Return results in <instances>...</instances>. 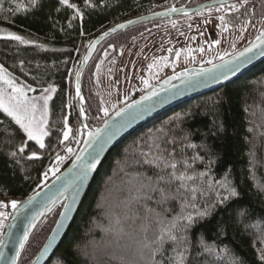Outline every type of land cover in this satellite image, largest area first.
Returning a JSON list of instances; mask_svg holds the SVG:
<instances>
[{"label": "trees", "instance_id": "1", "mask_svg": "<svg viewBox=\"0 0 264 264\" xmlns=\"http://www.w3.org/2000/svg\"><path fill=\"white\" fill-rule=\"evenodd\" d=\"M184 1L0 0V27L12 34L0 36V69L31 93L54 90L43 148L0 108L1 201L27 198L81 145L74 77L95 34ZM256 6L264 10V0ZM134 28L100 46L121 41ZM96 52L81 78L92 125L111 114L98 113L89 73ZM68 128L81 142L47 178L48 167L65 151ZM229 189L237 195L230 196ZM62 204L37 224L18 264L33 260ZM206 210L209 215H198ZM188 215L191 227L178 219ZM174 219L176 239H160ZM180 249L184 264H264V60L233 82L165 110L118 142L47 264H176Z\"/></svg>", "mask_w": 264, "mask_h": 264}, {"label": "water", "instance_id": "2", "mask_svg": "<svg viewBox=\"0 0 264 264\" xmlns=\"http://www.w3.org/2000/svg\"><path fill=\"white\" fill-rule=\"evenodd\" d=\"M234 1L238 0H208L192 7L171 6L114 23L95 34L85 50L74 77V97L79 102L83 131L81 145L68 164L50 181L18 202L17 207L12 210L0 235V241H2L0 243V254H2L0 264H12L13 259H15V264H18L21 253L37 224L56 206L63 203L50 233L29 263L47 264L67 234L104 159L116 144L133 130L165 110L229 84L263 61L264 36L262 33H264V27L253 40L230 56L209 65L179 70L125 102L99 125H92L86 114L81 78L98 47L111 36L127 29L156 20L196 13ZM246 49H251V51H245ZM229 69L232 71L230 72ZM225 75L227 79L223 78ZM96 152H99L96 167L89 172L87 179L82 181L80 177L83 167L91 162V156ZM65 205L69 206L67 210ZM65 212L66 215L62 216L61 213ZM25 232H27V239H24ZM22 240L23 246L21 247ZM46 246L47 251H45Z\"/></svg>", "mask_w": 264, "mask_h": 264}, {"label": "rangeland", "instance_id": "3", "mask_svg": "<svg viewBox=\"0 0 264 264\" xmlns=\"http://www.w3.org/2000/svg\"><path fill=\"white\" fill-rule=\"evenodd\" d=\"M206 1L208 0H194L192 5ZM260 1L238 0L188 15L148 22L133 27L134 32L123 36L119 42L100 46L89 69L97 94L98 113L108 115L123 102L135 94H141L163 78L185 68L212 64L247 45L264 27V10L261 6H256ZM11 35L0 27V36ZM0 76L3 77L0 79V99L4 104H15L10 97L19 95L14 94L12 87L6 82L11 81L16 88L23 90L29 115H33L30 105H36V123L39 124L41 118L46 120L43 125V131L46 132L53 88L48 87L35 94L15 83L2 69ZM44 97H50L47 111ZM66 131L68 138L65 144L68 143V147L62 146L61 150L65 151L48 167L47 178L57 173L81 142L80 134L73 137L69 128ZM69 144L72 146L69 147ZM12 201L14 200H0V213L3 214L0 215V235L14 209Z\"/></svg>", "mask_w": 264, "mask_h": 264}, {"label": "snow or ice", "instance_id": "4", "mask_svg": "<svg viewBox=\"0 0 264 264\" xmlns=\"http://www.w3.org/2000/svg\"><path fill=\"white\" fill-rule=\"evenodd\" d=\"M62 3L64 4H68V0H61ZM87 2V0H86ZM70 7H74V5H69ZM118 27H122V25H118ZM262 36H264V33H262ZM15 39L19 40L21 39L19 36L14 37ZM253 47H255V45H253ZM245 51H251V49H246ZM264 54V53H262ZM243 55V54H241ZM229 71L231 72L232 69H229ZM224 79H227V76L225 75L223 77ZM0 79H3L2 76H0ZM13 89V93H18L19 95H13L12 97H10V100H14L15 104L8 106L5 105L3 100L0 99V108H3V110L11 117H13V119L16 121L17 124L20 125V127L24 130L25 133H27L28 138L31 140H36L37 143H39L40 147L43 148L44 144H43V136L47 135L46 132L43 131V125L44 123H46V120H44L43 118H41L39 124L36 123L35 120V116L34 113L36 111V105L35 104H31L30 108H31V112L33 113V115H29V108H28V102L26 100V98L23 95V90L20 88H16L11 81H6ZM44 106H45V111H47V101L48 99H50V97H44ZM144 99H147V97H144ZM106 111V110H105ZM123 111V110H122ZM117 115H119V113H117ZM134 118V117H131ZM105 123L107 124V121H105ZM65 127H67V125H65ZM64 138L67 139L68 138V132L65 131L64 133ZM109 139H111V137H109ZM102 147V146H101ZM21 151H23V149H21ZM69 151H71V149H69ZM33 156H35V153L32 154ZM98 156H99V152H96L94 155L91 156V162L86 163L83 167V171L81 173V177L80 179L86 180L87 176L89 174V172L96 167V163L98 162ZM59 159V157H58ZM79 159V157H78ZM173 168L175 167V165L172 166ZM179 179H183L184 177L181 175V177H178ZM162 191V195H163V190ZM230 192V196H236L237 192L234 189H229ZM166 198V197H165ZM225 200L228 199V197L224 198ZM12 207L15 209L17 207V202L16 201H12ZM69 208L68 205H65V209L67 210ZM210 213L206 210L205 212L199 213L198 215L200 217H204L209 215ZM0 215H3L2 213H0ZM61 215H66L65 213H61ZM178 219L180 220H186L188 221V224L185 225V227H191L193 224V218L191 215L188 216H182L179 217ZM177 228V223L174 219V221L171 224V227H166L165 229L162 230V234L160 239H163L165 235L168 236L169 239L175 240L176 237L172 234L173 229ZM24 239H27V232H25L24 235ZM0 243H2V241H0ZM23 246V240L21 241V247ZM45 251H47V246L45 248ZM2 255V254H0ZM177 257L178 260L176 262V264H184V250L180 249L177 252ZM262 260H264V255H262L260 257ZM12 264H15V259H13Z\"/></svg>", "mask_w": 264, "mask_h": 264}, {"label": "flooded vegetation", "instance_id": "5", "mask_svg": "<svg viewBox=\"0 0 264 264\" xmlns=\"http://www.w3.org/2000/svg\"><path fill=\"white\" fill-rule=\"evenodd\" d=\"M194 0H185L184 2H182L181 4H176L175 6H181V5H186L188 7H192L193 5L191 4Z\"/></svg>", "mask_w": 264, "mask_h": 264}]
</instances>
